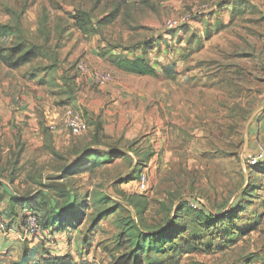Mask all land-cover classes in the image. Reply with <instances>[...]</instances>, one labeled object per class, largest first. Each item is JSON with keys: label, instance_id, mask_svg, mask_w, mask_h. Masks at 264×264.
I'll list each match as a JSON object with an SVG mask.
<instances>
[{"label": "rangeland", "instance_id": "374dc122", "mask_svg": "<svg viewBox=\"0 0 264 264\" xmlns=\"http://www.w3.org/2000/svg\"><path fill=\"white\" fill-rule=\"evenodd\" d=\"M188 15L192 21L185 27L167 30L168 22ZM3 29L0 49L35 52L25 66L27 76L49 73L43 81L55 88L51 73L66 64L73 73L69 79L78 81V87L75 82L68 87L74 94L68 108L84 115L89 129L76 136L75 153L78 146L107 151L106 162L93 163L86 172L80 163L72 174L63 173L72 153L67 160L45 155L42 167L48 173L42 178L29 176L37 173L29 165V175L11 189L16 195L36 193L39 200L7 210L9 226L24 241L28 214L37 212L43 220L52 211L51 201L63 208L74 200L73 218L82 213L75 228L58 226L55 232L64 234L65 244L73 239L88 250L94 220L104 215L91 246L95 264H107L108 257L124 251L118 236L130 230L131 220L158 227L179 214L177 207L186 201L213 219L206 229L193 216L182 218L183 233L175 245L194 240L197 251L180 264H264V164H247L255 151L252 128L264 114V0H0ZM123 58L145 59L156 76L120 71L115 62ZM79 65L112 80L100 87ZM3 66L0 91L13 89L12 80L23 75L10 72V81ZM21 88L32 89L25 81ZM11 137L0 128V142L8 148L4 153L0 146V179L7 184L14 180L8 175L20 172L22 146L14 150ZM143 176L148 177L146 192L137 187ZM45 232L44 240L36 239L41 260L53 238ZM21 244L23 253L27 246ZM97 248L106 256L96 258ZM22 253L2 257L17 264L14 258L20 261ZM84 261L87 257L75 260Z\"/></svg>", "mask_w": 264, "mask_h": 264}, {"label": "crops", "instance_id": "0c3cea01", "mask_svg": "<svg viewBox=\"0 0 264 264\" xmlns=\"http://www.w3.org/2000/svg\"><path fill=\"white\" fill-rule=\"evenodd\" d=\"M25 66L16 70L3 66L5 69L3 71V77L5 78L4 74H7L6 79H9L10 81L12 80L10 79V72L18 73L20 71V74L23 73V75L17 77L20 82H18V79L12 80L14 84L13 89L0 91V99L2 98V100H0V128H3L4 131H8V133L13 135V137L9 139L11 140L10 145L13 146L12 148L14 150L18 144L22 146L18 156L20 162L18 171L20 172L14 173L13 176L8 175L14 178V180L8 184L0 179V211L5 216L7 215V210L12 211L16 207H18L19 210L25 208L27 203L24 206H17L16 203L19 200H24L26 202L27 200H39V198L36 197V193L27 196L20 194L16 195L11 188L12 186H15V184H19L21 178L23 179V177L29 175L27 171L29 165L30 167L33 166L31 167V170L35 169L37 171V173L30 174L29 176L34 178L47 176L46 172L48 173V170L43 169L44 167H42L45 155L49 156L52 160H54L55 155L61 156L60 159L62 160H67L68 154L72 153V159L69 162L67 161V164H65V167L62 169L64 174H72L75 167L80 165V163H83V166H81V170H83L82 172L90 170L93 163L97 164L98 162L97 166L99 167L101 161L102 163L106 162L107 156V151L102 152L101 150L93 149L91 146L87 149L78 146L79 150L75 153L78 144L76 143L77 137L73 136L62 124L65 117V110L73 105L74 102V94L73 92L68 91V87H74V82L76 84L78 82L76 79H69L70 77L72 78V71L65 67L66 64H63V69L51 73V77L54 79L55 88L49 86V83H46V81H43L44 78L47 80L49 73L35 71L34 73H31L35 77L27 76V71H24L27 70L25 69ZM36 76L39 77L38 80H35ZM39 79L42 81H39ZM22 81H25L28 86L32 87V89L21 88ZM17 85H19V87L15 88ZM88 115L89 118L92 117L90 113ZM52 124L56 126L55 130L49 129ZM254 126L255 127L252 128L254 132L251 141L252 150H256L260 144L264 143V114L261 119L256 121ZM17 130L20 132L19 134L18 132L16 133ZM0 146H2L1 149L4 153L8 151L5 143L0 142ZM98 157L100 158L97 161L96 158ZM60 159L55 160L61 161ZM49 167L51 168L52 165H49ZM53 169L54 167L50 170ZM22 184L24 186L28 185L27 181H23ZM41 194L47 198L48 191L44 190ZM51 205H55V202L51 201ZM26 211L27 209L24 210V212ZM16 223L17 222L13 224ZM9 227H11L9 232L6 236H3V238L0 239V264L8 263V261L4 260L2 255H20V251L22 253L21 243H26L27 249L25 252L23 251L25 255L23 257L21 255L20 261H17V257L15 256L16 258H14L13 262H18L17 264H39L41 262V257L40 251L36 246L38 245L37 240L32 242V239L30 240V238L28 239L24 236V239L27 240L26 242L22 239V235L15 230L13 225H10ZM21 232L23 233V229ZM90 235L91 240L87 241V245H89L88 250H82L80 245H75V240L70 239L66 241L65 244V242H63L64 234L54 232L52 236L53 238L46 247V250L48 251H46L45 254H41L42 259L48 256L57 257L70 255L76 261L81 257H87L89 262L95 263L92 260L95 247L91 246V244L94 240L96 241V239L93 237V232H91ZM10 250H14L15 252L11 253ZM101 253L103 257L104 255L106 256L101 248H97L96 258H99ZM108 258V263H110L112 260L110 257ZM9 260L12 259L9 258Z\"/></svg>", "mask_w": 264, "mask_h": 264}, {"label": "trees", "instance_id": "16d2710c", "mask_svg": "<svg viewBox=\"0 0 264 264\" xmlns=\"http://www.w3.org/2000/svg\"><path fill=\"white\" fill-rule=\"evenodd\" d=\"M76 26L79 27L77 24ZM5 29H3L4 31H0V36L6 34ZM35 58V52L24 51V49L21 47L0 49V64H4L12 70L24 67L25 65L31 63V61H33ZM115 65L119 70L134 75L155 77L157 74L154 68L142 58L117 59ZM261 165L250 168H257ZM82 171L83 170H81V172ZM28 202L30 201L27 200L26 202L24 200H19L16 204L17 206H24ZM191 204L192 208L187 205L186 201L182 202L181 205L177 207L179 214L165 220L160 226L155 228L143 225L139 219L131 220L129 224H126L130 230L118 236V243L123 242L125 247L124 251L116 256H113V260L108 264H180L184 256L197 251V249L193 246L194 240H184L185 242L182 246L175 245L177 239L183 233V229L180 227L182 218L186 216H193L196 218L193 220V222L198 221L199 224L204 226L206 229L210 227V220L213 219V215H210L207 210L195 203ZM238 204H240V202H237V204L231 206L228 209V213L232 212ZM52 206V211L49 212L43 220L41 219L39 213L32 212V214H35L39 217L44 231L54 233L58 226L61 228V230H63L65 227L75 228L74 223L80 219L79 217L82 215V213L79 211V213H77L78 218H73L75 216V208H73L74 200H69V202L63 208H61L57 202ZM103 216L104 215L100 214L95 218L93 229L90 231V233L93 232V230L98 226L99 221L104 218ZM67 217H71L73 219L68 221ZM5 218L8 221L7 215ZM125 233L126 235L128 233L130 234L125 239H123V235H125ZM39 264L95 263H91L89 261L76 263L74 258L70 255H63L57 257L48 256L43 258Z\"/></svg>", "mask_w": 264, "mask_h": 264}, {"label": "built area", "instance_id": "2783aa9c", "mask_svg": "<svg viewBox=\"0 0 264 264\" xmlns=\"http://www.w3.org/2000/svg\"><path fill=\"white\" fill-rule=\"evenodd\" d=\"M192 21V16L188 15L178 20H173L168 22L167 30L174 31L182 26L187 25ZM78 69L81 73L86 76L92 77L95 84L102 87L111 82L112 78L110 75L101 73V72H93L91 73L85 65H79ZM63 126L67 129L73 136H81L85 134L89 127L87 121L79 111L74 110L73 108H67L65 110V117L63 119ZM55 125H50V130H55ZM247 164L249 167H256L258 165L264 164V143L260 144L258 148L249 153L247 156ZM148 185V177L143 176L138 182V189L141 192H146ZM9 232L8 221L5 218V215L0 211V235H6ZM45 231L40 223V219L35 214H28L25 218V223L23 225V234L26 238L30 239H38L41 240ZM44 240V239H42Z\"/></svg>", "mask_w": 264, "mask_h": 264}]
</instances>
